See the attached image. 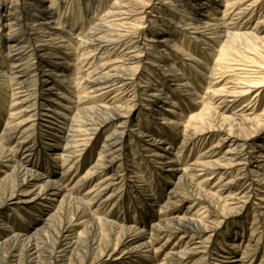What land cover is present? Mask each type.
<instances>
[{"label": "bare ground", "instance_id": "obj_1", "mask_svg": "<svg viewBox=\"0 0 264 264\" xmlns=\"http://www.w3.org/2000/svg\"><path fill=\"white\" fill-rule=\"evenodd\" d=\"M46 3L49 6L45 7ZM153 3L154 0H0V56L7 58L6 64L0 63V122L5 118L0 133V166L12 172L7 177L0 175V227L9 232H4L0 243L2 264H63L62 255L67 252L68 264L77 253L81 264H106L116 252L119 264H191L198 253H203V259L222 257L230 264H245V259L230 251L214 253L205 246L216 231L212 218L219 210L245 209L255 197L264 201V195H260L264 193V152L255 147L249 155L243 152L251 135L264 130L260 124L264 118L256 114L252 104L264 92V16H256L264 8V0H158L159 6ZM152 10H157L158 16L150 21ZM179 38L194 41L207 51L208 55H202L210 60L195 56ZM171 50L192 62L187 65L206 82L204 91L202 83L198 84L200 90L184 77ZM42 52L46 59L38 64V71L43 84L50 86L49 91L63 86L77 98L72 105L63 106L60 99H66V95L51 94L50 104L44 105L42 121L47 129L43 133L50 153L41 161L42 155L38 158L35 154L38 141L32 139V126L27 125L32 117L25 115L35 107L38 97L40 74L32 69ZM152 55L155 61L148 58L149 63H145L144 57ZM76 56L77 63L87 68L86 78L80 76L83 66L78 70L79 78L69 75V60ZM55 59L62 60V67ZM143 69L151 77L154 73L169 77L165 85L151 80L146 83L150 89L146 105L151 113L163 115L161 110L169 106L178 110L177 103H168L173 92L198 102L202 109L186 124L167 119L174 128L180 126L178 133L182 130L185 135L179 146H168V138L155 137L135 116V90ZM4 89H10L8 96ZM112 94L115 95L109 99ZM9 96L12 104L4 113ZM67 109L75 113L63 128L59 118L68 117ZM181 113L178 116L183 117ZM132 125L141 148L156 158L145 156L148 162L161 160L165 168L169 164L170 174L166 177L176 180L168 187L165 182L166 202L161 204L133 158L131 173L146 183L136 190L142 199L138 206L149 203L151 209L158 207L163 215L144 225L137 224V219L119 224L99 214L100 208L113 202L114 194L104 197V192L117 186L120 179L115 172L100 174L108 171L124 152V135ZM110 127L115 130L107 134ZM100 133L106 136L98 160L73 188H68L66 184L81 165V155ZM213 136L218 137V142L209 152L193 164H180L179 152L191 140H209ZM12 138L17 140L14 148L9 147ZM224 143H229L230 148L217 156ZM17 148L24 152L19 154ZM234 171L237 175L232 178ZM208 172L218 178V195L203 188L209 180L203 182L200 178ZM93 180L95 184L88 194L75 191L80 184ZM185 191L192 199L205 202L208 215L190 217L174 212L175 205L184 201ZM54 201L59 203L54 205ZM95 203L99 208L94 211L91 206ZM12 204L21 205L36 219L23 231L17 232L2 219L8 215L5 207ZM138 209L131 213L135 218L140 217ZM261 217L264 226V211ZM43 222L52 224L50 232L43 235L46 248L39 240ZM78 225L85 230L78 233V240H73L71 233ZM209 231V239L203 240ZM255 237L256 245L249 244L250 250L262 240L258 227L251 235ZM113 238L116 244L111 250ZM195 238L201 241L192 244ZM239 242V237L231 241L234 250ZM197 248L204 250L197 252ZM160 252L166 253L162 263L156 258Z\"/></svg>", "mask_w": 264, "mask_h": 264}, {"label": "rangeland", "instance_id": "obj_2", "mask_svg": "<svg viewBox=\"0 0 264 264\" xmlns=\"http://www.w3.org/2000/svg\"><path fill=\"white\" fill-rule=\"evenodd\" d=\"M76 1L77 0H74V2ZM153 4L154 6H159L158 0H154ZM46 6H49V3H46L45 7ZM162 7L163 8L166 7V9L168 8L167 6H164V5ZM152 11L153 12H150V15H149L150 21L156 19L158 16L157 10H152ZM256 16L259 18L264 16V8L257 11ZM164 24L167 25L166 23ZM148 28H150V26ZM167 29H170V28H167ZM174 30L181 31L180 29H176V28ZM179 40H183L184 41L183 45L201 60L206 61V62L210 60V58H205L202 55V54H207V51H204V50L202 51L201 46H197L194 41L190 39H183V38H179ZM4 52H7L6 49ZM0 54H1V47H0ZM44 54L45 53L42 52V58L36 59V66L32 69V71H34V73L36 74L40 72L38 71L39 69L38 64L41 61L44 62V60L46 59ZM171 54L173 55V58H175V60L177 61L176 62L177 66L182 71L184 77L191 80V83L197 86V88L200 86L198 84L202 83V86H203L202 91H204V88L206 87V82H203L202 80H200V77H198V75H195L194 70H191L190 69L191 67L187 65L188 62L189 63H192V62L184 61V59H182L180 55L174 54L172 50H171ZM153 56L154 55L151 56L152 58L147 57V56L144 57L145 63H149L150 60L155 61L154 58L156 57H153ZM4 57H5L4 55L0 56V63L6 64L7 58L6 57L4 58ZM55 61L59 63L58 66L62 67V65H60L62 63V60L55 59ZM69 61H70L69 75H72V76L78 75L77 77L79 78L78 70L80 69V67L83 66L77 63L79 61V57L76 56L74 57V59L69 60ZM49 66H51V63H49ZM10 67H11V64L9 65V71L11 70ZM153 71L154 69L151 68L150 72H153ZM80 72H81L80 76L82 78H86L87 76L86 66L85 67L83 66ZM154 74L155 75L151 77L149 76V71L147 72L146 69H143V71H141L140 75L138 76L136 90H135V100H136L135 109H134V112L136 114L135 116L137 119L140 118L143 124L146 125L145 130L151 131V133L155 135V137H158L161 139H164L165 137L166 139L168 138V146L169 145L171 147L179 146L181 142L184 140L185 135H183V132L182 133L180 132L182 130H179V133H178V129L180 128V126L179 127L176 126L177 128H174L172 124H168L169 122L167 121V119H169L171 122L177 121V122L186 124V123H189L194 116L198 115L202 109L198 102L195 103L194 100L193 101L189 100L187 96H184L180 92H173L171 94V100H169L168 103L169 104L171 102L177 103L179 107L178 108L179 111L169 106V108H166L165 111L161 110L164 116L162 114L159 116L158 114L154 115L153 113H151L150 108H149L150 106L146 105V98H148L149 96L148 91L150 90L149 87L148 88L146 87V83H148L149 80H151V81L156 82V84H159L160 82L164 84L166 80L169 79L168 76H164L160 73H154ZM39 77H40V81L37 87L38 97L36 98V101H35V107L28 109L29 110L28 112L30 113L29 114L27 113L25 115L26 116L25 118H27L28 116L32 117L31 121L28 122L27 125H30V127L32 126V130H31L32 137H33L32 139L34 140L37 139L38 141V144L36 146L37 152H35V154H36V157L38 156V158H39V155L40 156L42 155L40 158L42 161V160H45L44 157L47 156L46 154H48L49 152L48 151L49 147L47 146V140H46V137L44 136V134L46 133H43L44 132L43 130L47 129L46 122L42 121L43 120L42 111L44 109L43 108L44 105L50 104L51 94L58 96L59 93L61 94L63 93L64 95H66L65 97L66 99H60V101H62L63 106L72 105L73 102L74 103L76 102L77 97L74 94V92L72 93L70 90L65 89L63 86L60 87L57 85L56 89L59 88L61 90L49 91L48 89L50 88V86H47L48 84H45V85L43 84L42 74H40ZM167 84L169 85L170 82L168 81ZM3 92L5 94L7 93L10 94V89H4ZM0 94L2 95V91ZM114 95L115 94H112L109 97V99L113 97ZM253 97H254V94L250 96L249 98L252 99ZM0 98H3V97H0ZM11 101H12V97L10 96L7 97V100L5 102V107L3 108L4 113L8 112L9 106L12 104ZM246 101L247 100H245L244 102H241L240 105L244 104ZM253 103H254L253 106L255 107L253 110L256 111V114L262 115V119H263L264 118V115H263L264 114V92L262 93L261 97H259V100H257L256 102H252V104ZM65 111L68 117L59 118V121L62 122L60 127L63 126V128L67 127V124L69 123L70 118H72L75 113L73 110L67 109ZM174 111H177L178 113ZM180 113L183 117L178 116V114ZM3 120L5 121V118H3L2 121L0 122V133L4 130V127H5ZM260 124L263 125L262 127H264V120H262ZM135 129L136 128H134L133 125L128 127L127 134L124 135V140L126 143L124 152L122 153V155L120 154L116 162H114L113 166H111L108 171H106L104 174H100V175H106V174H109L110 172H115L119 175L120 179H119L117 186H111L107 192H104L103 194L104 197L114 194L112 196L113 202L105 208H100L99 214L101 217H104L105 219L111 222H117L119 224H122V221H125V220H128L129 223L130 222L134 223L136 222V219H137V224L144 225L145 221H146V224H150L153 221V219L156 220L158 217L159 218L163 217V215H161V211L159 210L158 207H156L155 209L153 208L151 209L149 203H147L144 206H138L139 203L142 201V199L139 197L138 194H136V190H138V186H141V188L145 187L146 183L139 182L138 177H136V175L134 176L131 173L133 169L132 168L133 158H135V161L139 169V171L138 170L137 171L141 173L140 175H142L145 178V180L150 181L152 195H155L154 197L157 198V201L160 202L161 204L166 202V193H165L166 189L165 190L163 189L165 182L167 181L168 184L166 186L168 187V186H172L176 180L173 178L170 181L166 177L168 175L167 173L170 174L169 170L171 169V166H169V164H165L167 166L165 168L163 167L162 165L163 162L161 160L153 161L154 163L148 162V159L145 158V156H149V158L150 159L152 158V160L156 158L154 156L150 157V153L147 152L148 149L141 148L140 138L136 137L134 134ZM114 130L115 128L110 127L107 131V134L113 133ZM210 134L212 136L216 133H210ZM105 136H106L105 133L104 134L100 133L96 135L90 141L89 147L81 155L82 162H81L80 167H78L79 168L78 172L66 184L68 188L70 189L73 188L75 186L76 181L80 179L81 177H83L84 174L91 167L94 166V163L99 158V154L101 152V148L103 146ZM217 142H218L217 136L209 137V140H204V139H200L197 141L191 140L189 144L185 146L181 152H179V156L181 160L180 164H193L203 154L209 152L212 146L216 145ZM229 145H230L229 143L222 144L220 147L221 148L220 155H217V156H221L223 152L227 151V149L230 148ZM16 146H17V140L16 138H12L9 143V147L14 148ZM254 147L257 151L264 152L263 151L264 150V130L257 134L251 135L249 144L243 151L244 154L249 155L248 152H252ZM17 149H19V152H20L19 154H22L24 152V149H21V148H17ZM253 156H255V154ZM250 158L252 159L253 157L250 156ZM46 160L48 161L47 158ZM60 164L61 162H59V165ZM161 167H163V169H160ZM10 172H11L10 169L3 168L2 166H0V175L2 177H7L11 175L12 172L11 173ZM231 175H232V178H234L236 177L237 172L234 171ZM206 179L209 181L203 184V188L205 189V191L210 194L218 195L220 191V187H218V183H219L218 178L217 177L212 178V175L210 174V172H208L206 175H203L200 178V180L203 182ZM94 184H95V180L88 181L86 183L80 184L75 189V191L78 190L80 195H86L90 191H92ZM185 193L186 194H182V196H184L183 197L184 201H181L175 205L176 208L174 209V212L176 214L187 215L190 217H196L197 214L208 215L206 214L207 206L205 202H203L202 200H198V199L194 200L191 198L190 194H188L186 191ZM260 195H264V193H260ZM57 203L59 202L54 201V205H56ZM147 206L149 208L148 212L146 211ZM246 206L247 207H245V209H241V208H234L230 210L229 209L228 210L217 209L219 210L218 211L219 214H217V216H214L212 218V225L215 224L217 228L214 234L212 235L209 243L206 244L205 247H207V249H210L214 253H216L217 251L224 252V253L226 251H230L234 253L236 256L241 257V260L245 259L246 260L245 264H264V228L262 229V227L264 226L261 223L262 221L261 213L264 211V201H261L257 197H255L253 198V200L248 202ZM91 207H92V210L94 211L99 208L98 204L96 203L93 204ZM137 207L139 208L138 213L140 217L135 218V215H132L131 213L135 211ZM4 211L6 212V214H8L6 215L8 217H7V220H6V216L5 218H2L3 221L4 220L7 221L11 226H13L14 230H16L17 232L23 231L26 225L30 224L29 222H32V220H36L33 217V215H29L27 213L28 210L24 209L21 205H17V204L8 205L5 207ZM34 214L35 216H37L35 212ZM140 214H145V215L143 217ZM165 217L168 218L169 216H165ZM43 223L44 224H42L40 228V231L42 232L39 234L42 236H39V240L41 241L43 247L46 248V244H47L45 241L46 237H44L43 235L46 232H50L49 229H51L52 227H49V225L52 226V224L51 223L48 224L46 222H43ZM256 227L259 228V233L262 234V240L261 242L257 243V246H255L253 250H250L251 248L248 245L249 244L256 245V242H257L256 237L255 239L251 238V235L253 234V230ZM75 230H76L75 232L71 233V235H73L71 237L73 240H78L79 239L78 233L80 234L81 232L83 233L85 228L83 226L78 225L76 226ZM4 232L7 233L6 231L2 230L0 227V243L2 241V237L5 236ZM7 234H9V232ZM211 234L212 233L210 231L205 233L203 235V240L204 239L208 240ZM237 237H239L240 242H239V246L237 250L236 249L234 250V248H232L231 241L235 242ZM198 241H201V240L199 239L197 240L195 238L191 243L195 244L194 242H198ZM115 244H116V240L113 238V242L110 246L111 250L114 249ZM203 250L204 249L197 248V252H200V251L202 252ZM3 255H4V252L2 251V247H1L0 248V264H2V258L4 257ZM69 255H70L69 252H67L65 255H62L63 264H68V261L66 260H68ZM194 256H195L194 257L195 259H193L194 262H192L191 264H230V263H227L226 262L227 260L222 257H218L219 259L217 257L203 259L204 258L202 257L203 253H198L197 255H194ZM118 257L119 255L116 252L115 254L112 255L111 258L108 259L106 264H119L120 261L117 259ZM156 258L158 259L159 262L161 263L164 262L166 258V253L160 252ZM92 260L93 259H91L89 262H92ZM143 263L146 264L147 262H143ZM71 264H81V257L79 256L78 253L75 254V260Z\"/></svg>", "mask_w": 264, "mask_h": 264}]
</instances>
